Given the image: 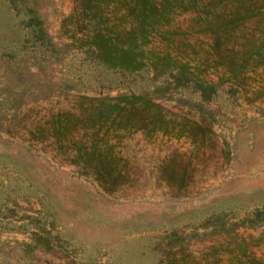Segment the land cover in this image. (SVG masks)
I'll use <instances>...</instances> for the list:
<instances>
[{
	"label": "rangeland",
	"instance_id": "374dc122",
	"mask_svg": "<svg viewBox=\"0 0 264 264\" xmlns=\"http://www.w3.org/2000/svg\"><path fill=\"white\" fill-rule=\"evenodd\" d=\"M76 6L77 0H0V264H165L169 249L170 256L183 251L202 262L211 245L239 236L264 261V97L257 96L264 66L202 102L167 76L113 69L66 47L62 19ZM29 15L54 50L34 39ZM194 16L180 13L170 27L184 31L187 56L197 63L209 56L211 38ZM250 23L247 28L264 30V0ZM150 47L164 46L154 38ZM26 86L24 103L14 108L13 96ZM141 91L169 112L194 118L201 101L213 144L122 133L116 149L126 180L107 192L79 173L51 138L31 139L30 130L73 108L80 94ZM171 170L174 179L167 181Z\"/></svg>",
	"mask_w": 264,
	"mask_h": 264
},
{
	"label": "trees",
	"instance_id": "16d2710c",
	"mask_svg": "<svg viewBox=\"0 0 264 264\" xmlns=\"http://www.w3.org/2000/svg\"><path fill=\"white\" fill-rule=\"evenodd\" d=\"M186 11L194 12L200 30L211 38L209 56L197 63L187 56L184 31L170 27L173 18ZM262 12L263 0H77L75 9L62 19L68 33L64 45L83 49L90 59L113 69L167 76L174 87H190L203 102L211 100L219 86L243 84L249 72L264 66V30L247 28ZM26 24L39 44L54 50L55 43L38 19L29 15ZM154 38L164 47H150ZM26 90L27 86L13 96L14 108L24 103ZM257 96L264 97V90ZM201 101L195 103L199 116L194 118L169 112L145 91L80 94L73 108L52 113L30 135L33 140L51 138L79 173L112 192L126 180L125 160L116 149L122 133L160 132L185 136L197 146L213 144L211 118ZM165 174L167 181L174 179L173 170ZM171 253L169 249L165 264H264L244 236L211 245L202 262L187 252L180 251L179 257Z\"/></svg>",
	"mask_w": 264,
	"mask_h": 264
}]
</instances>
